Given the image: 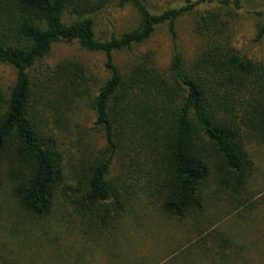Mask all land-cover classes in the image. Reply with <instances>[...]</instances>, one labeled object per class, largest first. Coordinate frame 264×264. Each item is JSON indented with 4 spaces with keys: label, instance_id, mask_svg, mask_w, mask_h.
<instances>
[{
    "label": "trees",
    "instance_id": "16d2710c",
    "mask_svg": "<svg viewBox=\"0 0 264 264\" xmlns=\"http://www.w3.org/2000/svg\"><path fill=\"white\" fill-rule=\"evenodd\" d=\"M214 4L197 19L202 44L186 63L176 22ZM113 5L136 9L139 25L98 38L97 17ZM242 9L243 0H185L154 15L143 0H0V63L16 71L9 92L0 87V221L6 193L36 220L49 217L60 196L99 230L139 208L198 220L222 196L254 211L243 195L255 170L250 146L264 145V63L232 44L231 23ZM163 25L173 43L169 68L158 70L147 53L120 71L114 54L145 44ZM60 43L104 54L109 78L72 60L37 69ZM91 134L100 144L86 148ZM206 235L197 264H234L232 242Z\"/></svg>",
    "mask_w": 264,
    "mask_h": 264
},
{
    "label": "rangeland",
    "instance_id": "374dc122",
    "mask_svg": "<svg viewBox=\"0 0 264 264\" xmlns=\"http://www.w3.org/2000/svg\"><path fill=\"white\" fill-rule=\"evenodd\" d=\"M143 2L154 15L185 6V0ZM216 6L199 7L176 22L178 45L186 63L195 58L202 44L195 33L197 19ZM139 22L140 16L133 7L120 9L113 5L97 17L96 34L98 38L118 36L136 29ZM262 25L264 0H243V9L231 23L232 44L252 62L264 63V38L256 42ZM147 53L154 55L158 70L163 72L169 68L173 43L168 25L159 27L145 44L115 53L114 61L124 72L134 58ZM67 60L80 62L101 81L109 78L106 56L84 51L78 43L55 45L37 69L54 68ZM15 80V69L0 63L1 89L8 93ZM91 115L84 120L86 129L91 125ZM91 136L84 144L86 148L100 144L98 137ZM249 151L255 170L243 196L256 204L252 212L238 210L237 203L230 207L231 202L222 196L220 203L208 204L198 220L172 221L154 208L145 211L139 208L115 228L99 230L92 219L75 214L60 196L55 199L52 214L36 220L22 213L6 193L0 221V264H197L198 242L208 237V231L212 237L217 233L232 242L237 253L234 264H264V145L255 142ZM113 175H118L117 166ZM213 230L215 233L210 234ZM209 246L217 247L218 242L209 243Z\"/></svg>",
    "mask_w": 264,
    "mask_h": 264
}]
</instances>
